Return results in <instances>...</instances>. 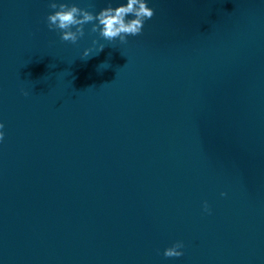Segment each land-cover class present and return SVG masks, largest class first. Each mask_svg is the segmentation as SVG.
Masks as SVG:
<instances>
[{"label":"water","instance_id":"water-1","mask_svg":"<svg viewBox=\"0 0 264 264\" xmlns=\"http://www.w3.org/2000/svg\"><path fill=\"white\" fill-rule=\"evenodd\" d=\"M146 2L71 44L0 0V264H264V0Z\"/></svg>","mask_w":264,"mask_h":264},{"label":"clouds","instance_id":"clouds-1","mask_svg":"<svg viewBox=\"0 0 264 264\" xmlns=\"http://www.w3.org/2000/svg\"><path fill=\"white\" fill-rule=\"evenodd\" d=\"M49 8L53 10L46 17V23L50 31H56L60 34L63 42L76 44L85 35V25L91 24V33H98L99 36L108 42L119 40L121 44L128 42V37H136L142 34L144 24L154 16V10L150 8L146 0H126V3L112 7L111 3L98 14L67 3H57L56 0H50ZM93 45L99 42L93 40ZM105 45H99V52L103 51ZM91 49L83 53L81 60L91 58ZM98 52V53H99ZM26 95V93H25ZM4 124L0 123V142L4 140ZM227 195L221 193V196ZM203 211L211 214L210 207L205 201ZM184 244L177 241L171 247L164 250V257L180 258L183 256L181 249Z\"/></svg>","mask_w":264,"mask_h":264}]
</instances>
